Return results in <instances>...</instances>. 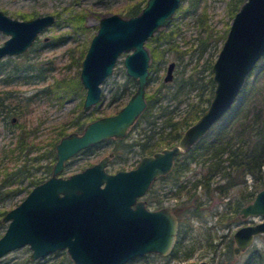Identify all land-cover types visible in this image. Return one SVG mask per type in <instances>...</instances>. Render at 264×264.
Here are the masks:
<instances>
[{
    "label": "water",
    "instance_id": "water-1",
    "mask_svg": "<svg viewBox=\"0 0 264 264\" xmlns=\"http://www.w3.org/2000/svg\"><path fill=\"white\" fill-rule=\"evenodd\" d=\"M179 3L146 0L134 15L109 13L99 18L79 70L85 88L82 111L99 101L101 83L122 52H126L123 65L135 80V90L115 113L99 116L86 123L81 133L70 132L59 140L52 174L1 217L6 226L0 235V261L24 245L31 250V260L66 248L73 264H125L147 252L166 255L171 250L176 217L168 208H146L139 196L153 179L169 172L175 157L197 143L235 102L249 72L264 55V0H243L235 11L211 65L214 88L209 103L174 144L143 155L128 170L107 172L103 157L66 177L57 174L77 150L111 136L122 137L143 111L150 61L145 41L170 23ZM53 20L49 13L22 20L0 10V30L10 35L0 45V56L23 50ZM174 64L168 62L165 81L172 79ZM238 213L243 218L264 216V187ZM260 234H264V219L239 225L232 233L234 252L250 247Z\"/></svg>",
    "mask_w": 264,
    "mask_h": 264
},
{
    "label": "trees",
    "instance_id": "trees-1",
    "mask_svg": "<svg viewBox=\"0 0 264 264\" xmlns=\"http://www.w3.org/2000/svg\"><path fill=\"white\" fill-rule=\"evenodd\" d=\"M242 1H230V15L234 14L233 12L238 9ZM198 2L199 0H189L183 6L184 8L180 6L178 11L185 10V13H191L195 10ZM141 8L138 2L131 3L125 10L126 15L136 14ZM20 15L27 17L30 13L23 12ZM203 15L204 13L196 18V22L201 27V31L197 36L200 45L197 60L206 51L212 39L220 38L223 40L226 35V31H223L216 34V37H212L213 31L210 30L209 23ZM69 22L77 31L86 32L88 30V27L83 23V15H73L69 18ZM177 31L173 26L160 29L145 42L150 52L145 93L147 104L134 124L138 128V134H140V137L136 140L140 154L151 153L156 149L174 143L183 129L198 118L206 108L213 93L214 82L211 71L213 59L208 57L205 58L203 65L197 71L191 70L186 75H178L179 77H174L172 82L162 81L159 70L165 60V54L169 50L178 51L173 41V35ZM85 47V44H83L82 48L70 52L71 59L76 57L77 66H79V60L85 52ZM179 52L181 54V51ZM177 54L180 56L178 52ZM196 65L193 67H196ZM256 65L249 72L229 110L188 151L177 156L171 172L161 176V178L170 179L174 184V193H177L179 197H184L183 200L179 201L180 204L190 202L194 206V208L191 206L193 209L184 206L183 209L178 211L181 220L177 239L170 253L172 257L187 258L192 255L195 249L193 242L184 244L186 233L192 227L189 218H191V215H196L194 209L202 204L206 198L209 199L214 194L227 197L225 210L219 211L218 214L221 218L228 215L232 216L237 213L240 206L252 199L258 188V183L263 180L264 55L260 57ZM32 71L33 69L26 65H19L11 68L10 73L24 76L26 80H30L28 77L32 74ZM129 82L133 87L136 86L135 80L130 76H126L123 83L112 85L110 87L111 98L108 103L124 99L130 92L128 90ZM153 82L158 83L152 86ZM78 89H83V86L79 80V69L77 68L73 75L67 76L61 92L67 95L70 93L75 94ZM189 90L195 91L194 98H187L186 93ZM102 95L103 92L100 101L103 99ZM83 99L84 94L81 96L79 107L82 105ZM173 99H176L175 103L170 102ZM182 103L185 104L183 109L180 107ZM97 110V108H94L85 114L78 113L76 117L68 121V124L75 127L81 126L87 118H89L88 120L95 118L97 116L95 111ZM31 144L32 141L28 137L19 135L14 145L9 147L7 152H4L10 160L14 163L20 162L21 165H19V171L4 172L0 181V193L1 187L12 185L24 178H27L30 182L39 181L36 175L28 173V147ZM50 155L52 156L51 153L47 152L46 158H50ZM192 165L199 166V172H195L192 176H186V173L192 169ZM246 175L252 177V188L241 189L235 196L231 195V189L237 187ZM7 191L10 193L9 189ZM4 212L5 210H0V228L2 230L6 226L1 221ZM230 241L231 239H229L223 252L228 260L232 253ZM53 255L55 256L47 257V255L35 260H31L27 256L12 264H73L65 252ZM241 264H264V249L252 248Z\"/></svg>",
    "mask_w": 264,
    "mask_h": 264
},
{
    "label": "rangeland",
    "instance_id": "rangeland-1",
    "mask_svg": "<svg viewBox=\"0 0 264 264\" xmlns=\"http://www.w3.org/2000/svg\"><path fill=\"white\" fill-rule=\"evenodd\" d=\"M230 1L231 0H199L195 10L191 13H185L184 11H178L180 6H184L189 0H180L179 6L176 8L173 17L170 23L163 27L162 29H167L173 26L177 29V33L173 35V41L175 42L178 51L169 50L165 54V60L162 63V67L159 70V74L161 77L165 74L166 65L169 61H175V66L173 69V76L179 77L181 75H186L189 71H197L203 65V62L206 57L215 59L219 48L222 44V39H212L210 44L207 46L206 51L203 55L198 59L199 55V40L198 34L201 31L200 25L196 22V18L204 13V17L209 23L210 30L213 31L212 37H216V34L222 33L223 31L228 30L231 19L234 14L230 15ZM134 2H138L140 6H143L144 0H0V10L4 13L8 14L11 17L20 18V13L23 12H35L36 14L43 13H56L58 12V17L60 23H64L66 16L71 13H81L84 16V25L88 27L86 32H80L78 35L76 34V38L79 43L87 44L90 37L95 33L97 29V24L99 18L102 15L109 13H118L121 16L126 15V8ZM184 8V7H183ZM182 8V9H183ZM69 11V12H68ZM235 13V12H233ZM67 29L65 26L61 25H52L45 32H43L39 41L36 42L34 47L30 49L27 54L22 56H15L12 60L27 61L34 63L35 65H44L48 74L51 76H69L73 75L77 66L72 65L70 67H66L68 62V55L66 53V48L75 44V40L70 37L68 41L59 45H44L40 46L42 42V37L44 35H48L49 38L54 36L57 33L65 32ZM7 37L6 34L0 31V43ZM181 51V54L180 52ZM177 52L180 54L178 56ZM126 52H122L113 68L112 74H110L101 84L103 99L96 105L94 108L98 110L95 111L97 116H101L104 114H109L115 112L119 109L127 100V98L131 95L133 90H135V86L133 87L131 83H128L129 94L120 101L109 102L111 98L110 87L115 83H123L125 81L126 76H128L125 72V68L123 65V57ZM11 61V60H10ZM4 62H8L5 61ZM197 64V65H196ZM196 65V67H193ZM257 67V65H256ZM35 71H32V73ZM254 72V71H253ZM179 75V76H178ZM253 75V74H252ZM49 77V76H48ZM133 79V78H132ZM49 80V79H48ZM172 82V81H171ZM158 82H153L152 86H155ZM45 82H37L35 84L30 83H22L15 82L12 86L15 88V93L18 95H32V103L29 106V112L25 115V119L29 126L35 125L36 123L40 124L42 128H51L53 126L58 125L61 122H64L68 130H73L74 126L71 124H67L69 120L73 119L77 116L78 113L82 112V105L79 107V102L81 100V96L85 94V88L78 89V91L70 94H66L64 99H58L56 96L52 94H47L45 92H41L42 86ZM4 87L0 84V89ZM186 89V88H185ZM188 90V89H187ZM187 98L191 99L195 97V91L189 90L187 93ZM171 103H175L176 99L170 101ZM185 106L184 103L180 105L183 109ZM89 112V111H88ZM87 113V112H86ZM85 114V113H84ZM89 118L86 119V121ZM132 127L129 129L128 133L129 138L131 136H135V130ZM49 131L48 129L41 131L39 134L41 136H45ZM13 134L11 132H7L3 129L2 123L0 121V181L3 178L5 171L13 170L14 165L13 161L10 160L7 156L4 155L3 149L10 144L13 140ZM116 141L111 139V144L108 146L105 145L103 148H99L95 150V152L87 156L86 159L79 161L77 164L72 165L71 168L67 169V173L72 172L79 167L94 162L98 160L103 154H107L111 149L109 146H113ZM139 155L131 156L130 162H123L125 166H129L135 163L138 159ZM20 163V162H19ZM116 163H110L108 165L109 170H116L119 165ZM263 169V180L258 183V188L260 189L264 186V166ZM195 172H199V166L192 165V169L186 173V176H192ZM242 178V177H241ZM171 183L170 180H158L155 181L154 187L160 188L163 186H169ZM15 184L7 185L1 187L0 193V210H5V212L11 207L15 206L27 193V189L31 187V185H27L25 181L20 185V187H15ZM11 188H19V190L15 193L13 191H7ZM250 189L252 188V177L249 175L244 176L243 181L238 183V186L231 189L230 194L236 195L241 189ZM163 190V188H161ZM160 196V195H159ZM3 197V198H2ZM184 197L180 196V200H183ZM163 201H169L171 199H167V197H162ZM227 197L220 196L218 194L211 195L209 199H205L202 204H200L195 210L196 215H191L189 218V223H192V227L188 229L186 233V237L184 239V244H190L193 242L195 246V250L193 254L188 258H181L178 256H157V255H147L139 258H134L126 262L125 264H195L201 260L211 261L212 249L209 248L208 243L211 242L213 244L218 243L216 246V252L223 251V245L225 241L231 237L232 232L239 226L244 223L258 221L263 218L261 215H253L249 216V218H243L239 213L235 215H228L225 218H221L219 216V211L225 210V201ZM229 214V213H227ZM6 225V224H5ZM3 230L0 228V233ZM221 234H223L221 236ZM233 245V243H232ZM254 247H259L264 249V234H260L256 236L253 244L246 248L243 251L238 253H232L230 257V264H241L244 259L247 257L250 250ZM30 248L28 245H24L22 247L13 249L6 253L0 261V264H12L14 262H18L24 257L29 256ZM55 255H48L47 257H53ZM221 258V256H220ZM217 264L216 262H214Z\"/></svg>",
    "mask_w": 264,
    "mask_h": 264
},
{
    "label": "flooded vegetation",
    "instance_id": "flooded-vegetation-1",
    "mask_svg": "<svg viewBox=\"0 0 264 264\" xmlns=\"http://www.w3.org/2000/svg\"><path fill=\"white\" fill-rule=\"evenodd\" d=\"M144 1L145 2L143 4V6L146 3V0H144ZM143 6H141V7H143ZM28 13H30V15H28L27 17H22L21 15H19V16H20V18L22 20H27V19L34 18L36 16L47 14V13L36 14L35 12H28ZM69 13L70 14H68V16H66L65 20H63L64 23H60L59 17L57 15L58 12H56L54 14L53 13H49V14H52L54 20L49 25H47V26L41 28L40 30H38L36 32L34 38L31 40V42L23 50H21L20 52H16V53H5V54L0 56V84L4 86V87H2L0 89V121L2 123L3 129L6 130L7 132H11L13 134V138H14L10 144H7V146L3 149V151L7 152V149L14 145V143L18 139L19 135L20 136H22V135L26 136V137H28V139L30 141H32V144L28 147L29 148L28 149V152H29L28 158L29 159H28V163H27L28 167L27 166L26 167L28 168V173L30 175H36L37 176L36 178H38L39 181H37V182L31 181L30 182L27 178H24L21 181L18 180L17 183H14L17 187H20V185L26 181L27 185H31V187L27 189V193L32 189V187L34 185L44 181L46 178H48L52 174L53 165H54V163L56 161V144L59 142V140L63 136L67 135L70 132L81 133L83 131V128L86 125V123H88L91 120L99 117V116H96L93 119L87 120L81 126H78V127L74 126L73 130H68V127H67V125L64 122H61L58 125L53 126L51 128H48V127L47 128H42V127H40L39 123H36L35 125L29 126L27 124L26 119H25V115L29 112L28 111L29 110V106H30V104L33 101L32 95H27V96L21 95L20 96V95H18L17 93L14 92L15 88L12 86V84H15V82L30 83V84H35L37 82H45V84L40 89L41 92H45L47 94H52V95L56 96L58 99H61V100L64 99L66 94L61 92V89L63 91V86L65 84V79L67 78V76H60V77L51 76L50 74H48L49 70L47 71V69H48V68H46L47 66L40 65V64L39 65H35L34 63L27 62V61L19 62L17 60H12V59L15 56H22V55L27 54V52L34 47L36 42L39 41L40 35L43 32H45L48 28H50L52 25L55 26V25H61L62 24L63 26L66 27L67 30L65 32H62V33H57L54 36H52L51 38H49L48 35H44L42 37V42H41L40 46H44V45H59V44L65 43L66 41H68V39H70V37H72L75 40V44L66 48V53L68 55V62L66 64V67H70L72 65H76L77 66L78 61H77L76 57L72 58V59L70 58V52H72V50H74V49L82 48L84 43H82V42L79 43L78 42V40L76 38V34L78 35L81 31H77L75 28L72 27L71 22H69V18L71 16H73V15H83V14H81V13H71V12H69ZM132 15H134V14H132ZM127 16H129V15H127ZM13 18H15V17H13ZM17 19H19V18H17ZM0 31L7 35V37L0 43V45H2L3 42L10 35L5 33L2 30H0ZM91 37H90V39H91ZM90 39H89L88 43L85 44V46H86L85 47V52H86L87 47L89 45ZM85 52L81 56V58L79 60V66H77L79 70H80L81 62L83 60ZM4 59H5V61H8V62H4ZM19 65L20 66L26 65V66L32 68L33 71H35L31 75H29L28 78L30 80H26L24 76L14 75V74L10 73L11 68L19 66ZM174 66H175V64H174ZM166 67H167V65H166ZM165 71H166V69H165ZM163 76L161 77L162 81L171 82L174 79L173 70H172V79L171 80L165 81L163 79ZM58 88H59V90H58ZM146 89H147V85H146ZM145 93H146V90H145ZM99 102H100V99H99V101L96 104H98ZM146 104H147V102H146ZM93 107H94V105L88 111L93 109ZM115 112H113V113H115ZM81 113L84 114L86 112L82 111ZM113 113H109V114H113ZM140 114L135 119V121L126 129V132H125V134L122 137L111 136V137L102 139L101 141L93 143V144H90V145H88L86 147H83V148L77 150L72 155H70L68 158H66L63 161L62 169L58 172L57 175L58 176H62V177H66V176H68L71 173L79 171V170L83 169L86 166H89V165H92V164L98 162L103 157H106L105 169L109 173H114V172H116L118 170H128V169L134 168L137 165L139 159L143 155L151 154V153H153L155 151L154 150L151 153H144V154H140L139 153V150L137 148L136 140L138 139V137H140V134H138V128H136L134 126V124L136 123V121L139 118ZM104 115H108V114H104ZM101 116H103V115H101ZM131 127H132L133 130H135V136H131L129 138V134L130 133H128V131H129V129ZM43 129H45V130L48 129V131H49L47 134H45V136H41L39 134L41 131H43ZM111 139H114V141H116V143H114L113 146L112 145L109 146L111 149L109 150V152H107V154H103L98 160H96L94 162H91V163L89 162V163L79 167L78 169L73 170L70 173L66 172L67 169L72 167V165H75L79 161L86 159L87 156L92 155L95 152V150H97L99 148H103V147H105V145L108 146L109 144H111ZM174 143H172V144H174ZM172 144H169V145H166V146H170ZM163 147H165V146H163ZM161 148H159V149H161ZM159 149H156V150H159ZM47 152L52 154V156L50 155V158L49 157L46 158V153ZM136 154L139 155V157L135 161V163L132 164V165H129V166H125L123 162H128V161L130 162V160H132L131 156L136 155ZM4 155H5V153H4ZM34 157H35V159H33ZM176 158H177V156L175 157V159ZM175 159H174V162H175ZM110 163H112V164L113 163H116V164L121 163V164L119 165V167L116 170L112 171V170L108 169V165ZM13 164H15L14 167H13L14 168L13 170L19 171L18 168H19V165H21V163H14V161H13ZM173 165H174V163H173ZM172 168H173V166H172ZM172 168H171V170H172ZM171 170L169 172H171ZM169 172H167L166 174H163V175H167ZM163 175H159L155 179H153L150 182L148 188L145 190V192L142 195L139 196V199L144 200L145 207L150 209V210H156V209H160V208H168L174 214V216L177 219V232H176V237H175V241H174V244H175L176 239H177L178 228L180 226V220H181L179 215H178V211L180 209H183L184 206L190 207V209H193L194 206L190 202L185 203L186 205L185 204H180V202H179L180 201V197L178 196L177 193H174V191H173L174 190V184L172 183V181H171L169 186H163L162 185L161 188H163V190H161V188H160L161 192H158L159 188H155L153 186L155 181H158V180H165V181L170 180L168 178H161V176H163ZM9 190L13 191L12 193H15V192H17L19 190V188H11ZM258 190L259 189H257L255 191L254 196H255V194H256V192ZM163 196H165V197H167V199L169 198L171 200L163 201L162 200ZM181 197H183V196H181ZM253 197H252V199H253ZM252 199H250V200H252ZM191 206H193V208H191ZM237 213H238V211H237ZM262 219H264V216H263ZM222 235L223 234H221V236ZM229 239H231L230 244H231L232 253H235L234 252V246L236 245V243L234 242L233 236L231 235V237H229ZM229 239L227 241H225V244L223 245V251L219 252V253L216 252V249H217L216 246L218 245V243H215V244L208 243L209 248L212 249L211 261L206 260V261H208L209 264H215L214 262H216L217 264H227V263L230 264V260L231 259L229 258V260H228L223 255V252H224V250L226 248V245L228 244ZM232 243H233V245H232ZM174 244H173V246H174ZM173 246H172V248H173ZM210 246L211 247L213 246V247L211 248ZM172 248L166 255H160V254H158L156 252H147V253H144L143 255L135 256L134 258H139V257H142V256H147V255H157V256H162V257H166V256L168 257V256H170ZM63 252H65L68 255L66 248L55 249L54 251H52L49 254H56V253L60 254V253H63ZM232 253H231V255H232ZM220 256H221V258H220ZM68 257H69V255H68Z\"/></svg>",
    "mask_w": 264,
    "mask_h": 264
}]
</instances>
